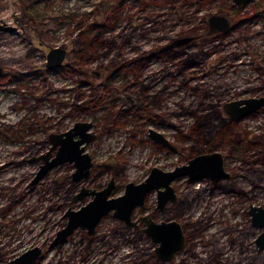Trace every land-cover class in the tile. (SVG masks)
Returning <instances> with one entry per match:
<instances>
[{
    "label": "rangeland",
    "instance_id": "374dc122",
    "mask_svg": "<svg viewBox=\"0 0 264 264\" xmlns=\"http://www.w3.org/2000/svg\"><path fill=\"white\" fill-rule=\"evenodd\" d=\"M46 2L30 10L22 0H0V24L15 27L0 29V264L34 245L42 251L31 264H264V251L257 252L253 242L258 228L249 224V199L241 205L242 195L231 187L264 203V106L240 120L224 109L229 100L264 94V0L239 5L232 0ZM47 12L52 27L32 21ZM213 13L227 15L232 26L210 33ZM86 26L98 35L80 57L78 34ZM188 34L197 37L183 51L160 50ZM54 46L68 50L58 68L47 66ZM93 81L97 88L113 85L112 95L105 92L109 87L93 88ZM195 112L206 114L201 124L212 134L237 128L262 136L252 147L236 140L208 141L227 153V166L236 171L223 187L180 176L173 181L180 202L161 211L154 189L135 208L134 217L150 212L187 224L188 242L171 260L155 253L156 243L146 232L112 211L94 233L78 227L50 246L66 225L67 209L92 198L73 199L83 185L100 189L114 175L112 195L122 194L128 181L143 180L152 166L172 169L197 153L194 141L184 137ZM77 121H90L88 131L96 134L86 142L94 161L90 176L74 180L76 166L66 161L32 183L43 155L51 150L53 157L59 149L52 148L50 134ZM149 127L176 148L157 146Z\"/></svg>",
    "mask_w": 264,
    "mask_h": 264
},
{
    "label": "water",
    "instance_id": "95a60500",
    "mask_svg": "<svg viewBox=\"0 0 264 264\" xmlns=\"http://www.w3.org/2000/svg\"><path fill=\"white\" fill-rule=\"evenodd\" d=\"M235 4H245L252 0H232ZM231 20L225 14L213 13L209 16V32L226 31L231 27ZM0 29L14 30L12 25L0 24ZM197 37L195 34L181 35L169 40L161 46L162 50L182 46ZM67 48L63 46L51 47L47 52V66L58 68L64 64L67 56ZM4 68L0 63V76ZM264 105V94L229 100L224 103V109L233 119L240 120L248 113L255 111ZM92 123L90 121H77L74 126L62 132H53L50 139L52 148L59 145V149L53 157L51 150L43 155L44 163L41 165L32 183L38 182L53 166L66 161H73L76 169L72 172L74 180H81L90 175L93 159L90 152L86 151V142L95 137V133L88 131ZM78 135V137H76ZM149 135L155 142L163 143L174 148L170 139L154 127L149 128ZM188 175L191 180L208 177L216 182L221 178L231 177V173L224 167V155L220 151L198 153L191 157L187 163L178 164L172 169H164L158 165L151 167L149 174L141 181L133 180L126 183L125 191L119 195H112L115 187V176H112L107 184L100 188L82 186L81 190L73 197L74 200H83L87 195L92 198L79 208L69 207L65 212L68 217L66 225L59 229L50 243L51 247L64 242L78 227L94 233L102 217L112 211L113 215L124 220L128 224L136 225L132 219V213L136 206L142 205L152 190L158 192V206L163 208L167 201H176L177 195L172 185L173 180L179 176ZM254 207V206H253ZM261 208L260 206H255ZM253 210V209H251ZM147 226L146 231L155 242H158L156 253L170 259L185 242V236L180 223L176 220L156 222L150 214L143 216ZM254 223L264 225V209L254 211ZM260 248L264 247V232L257 238ZM42 247L34 245L20 254L9 259L5 264H31L40 255Z\"/></svg>",
    "mask_w": 264,
    "mask_h": 264
},
{
    "label": "flooded vegetation",
    "instance_id": "af4514ba",
    "mask_svg": "<svg viewBox=\"0 0 264 264\" xmlns=\"http://www.w3.org/2000/svg\"><path fill=\"white\" fill-rule=\"evenodd\" d=\"M237 5H239V4H237ZM263 10H264V7H263ZM230 20H231V24L233 23V21H232V19L230 18ZM232 26V25H231ZM193 41V40H192ZM191 42V41H190ZM188 44V43H187ZM187 44H185V45H182V46H177V47H173V48H170L171 50H173V49H180L181 48V50L183 51V49L182 48H184V47H186V45ZM170 49H165V51L166 50H170ZM160 50H162L161 48H160ZM96 73H97V75L99 76V72H97V71H95ZM107 77V76H106ZM105 77V78H106ZM92 84H93V88H96V89H101L102 90V88H104V87H109V88H107V90H105V92H107V94H108V96L109 95H112V93H111V89H113V85H105V84H103V83H100V84H102V87H98L97 88V83H95V81H93L92 82ZM100 84H98V86L100 85ZM112 86V87H111ZM263 95V94H262ZM260 96V95H259ZM264 106V105H263ZM263 106H261V107H263ZM260 107V108H261ZM259 109V108H258ZM258 109H256V110H258ZM255 110V111H256ZM254 112V111H253ZM252 113V112H251ZM248 114H250V113H248ZM247 114V115H248ZM246 115V116H247ZM229 116V115H228ZM231 119H233L231 116H229ZM245 117V116H244ZM242 119V118H241ZM233 120H238V119H233ZM150 128V127H149ZM148 128V129H149ZM204 128H205V125H204ZM93 133H95V132H93ZM252 134V133H254V132H249V134ZM96 135V134H95ZM263 135H264V132H263ZM150 136V135H149ZM222 136V135H221ZM221 136H218L217 135V132L216 133H213L212 134V132H211V135L210 136H206L204 139H205V144H204V148L202 149V150H199V149H197V153H193V155L192 156H190L189 158H188V160L191 158V157H193L194 155H196V154H198V153H204V152H211V151H220V152H222L223 153V155H224V167H225V169L227 170V171H229L230 173H231V177H229V178H221L220 180H218V181H216V182H214V181H212L210 178H208V177H202V178H206L209 182H210V184H211V186H212V188L213 189H216V188H220V187H223L224 186V183H223V181H232L233 179H235V175H236V171L233 169V168H229L228 166H227V162H226V160H227V153H224V151H222L221 149H218L216 146H214V147H211V146H208L207 144H208V141L211 139V138H219L220 140L221 139H224V140H236V141H238V142H242L246 147H252V146H254L255 144V142H257V141H255V140H252V141H250V142H248V143H244L241 139H238V137H236V139L235 138H222ZM76 137H78V135H76ZM151 137V136H150ZM184 137L185 138H187V139H191V137H188V136H185V134H184ZM92 140V139H91ZM171 141V140H170ZM172 142V141H171ZM156 143V145L157 146H160V145H163V146H166V145H164L163 143H160V142H155ZM172 144L175 146L174 148H176V145L172 142ZM57 147V146H56ZM167 147H169V146H167ZM59 148V147H58ZM171 148V147H170ZM262 153H263V157H262V159L264 160V151H262ZM191 155V154H190ZM93 159V158H92ZM188 160H187V162H188ZM253 160H255V161H257V160H259V157H257V158H254ZM187 162H184V163H187ZM93 164H94V161H93ZM182 164V163H181ZM93 166V165H92ZM91 169H92V167H91ZM91 169H90V174H91ZM90 176V175H89ZM88 176V177H89ZM112 176H114V175H112ZM111 176V177H112ZM185 176V175H184ZM186 176H188V175H186ZM180 177V176H179ZM178 178V177H177ZM188 178L191 180V178L188 176ZM201 179V178H200ZM110 180V179H109ZM108 180V181H109ZM107 181V182H108ZM134 181V180H133ZM174 181V180H173ZM129 182V181H128ZM135 182H137V181H135ZM139 182V181H138ZM107 184V183H106ZM105 184V185H106ZM104 185V186H105ZM172 185H173V187H174V192H175V194L177 195V199H176V201H172V200H169V201H167L166 202V204L163 206V208H160L159 206H158V199H157V205H156V208L157 209H159V210H165V209H167V207H169L170 205H175V204H177L178 202H180V199H181V196H180V194H179V192H178V190L176 189V187L174 186V184H173V182H172ZM103 186V187H104ZM115 186H116V177H115ZM126 187V186H125ZM231 187L232 188H234L236 191H239V193L242 195L238 200H239V202H240V204L241 203H243L244 201H245V199H249V202H248V206H247V213L249 214V224H250V226L251 227H253V228H255V227H257L258 228V231L256 232V233H254V236H253V242H254V245H255V247L257 248V252H260V251H264V247L263 248H260V246H259V244L257 243V238H258V236L261 234V233H263L264 232V225H257V224H255L254 223V219H253V216H254V211H256V212H259L260 211V209H264V203H254V201H251L250 200V197H247V198H245L246 196H248V194H249V192L250 191H248V190H243V189H240L238 186H236V185H234V184H232L231 185ZM92 188H94V187H92ZM115 188V187H114ZM113 188V189H114ZM96 189H99V188H96ZM125 191V190H124ZM152 192V191H151ZM150 193H148V195H149ZM119 195V194H118ZM148 195H147V197H146V199H145V202L142 204V205H138V206H136V207H139V206H143L145 203H146V200H147V198H148ZM92 196V195H91ZM157 198H158V192H157ZM242 205V204H241ZM254 206V207H253ZM255 206H260L261 208H256ZM135 207V208H136ZM135 208H134V210H135ZM251 209H253V210H251ZM134 210H133V213H132V219L133 220H136V225H133V224H128V223H126L125 221V223L126 224H128V225H131V226H133V227H135V228H138V229H140V230H143L144 231V227H146L147 226V223H146V221H145V219L143 218V216H145L146 214H150L151 215V217L156 221V222H160L161 220H165V221H170V220H176V221H178L179 223H180V225H181V227H182V230H183V233H184V236H185V242H184V245L181 247V248H183L186 244H187V242H188V237H189V235L187 234V224H185L181 219H178V218H176V217H162V218H156V217H154V215L152 214V213H150V212H145V213H143V214H141V215H139V216H137V217H134L133 216V214H134ZM113 214V213H112ZM144 232H146V231H144ZM147 233V232H146ZM148 234V233H147ZM149 235V234H148ZM150 236V235H149ZM151 237V236H150ZM151 239H152V237H151ZM152 241L153 242H155L153 239H152ZM156 243V246H155V253H156V247L158 246V242H155ZM180 248V249H181ZM180 249H178V250H180ZM178 250L176 251V253L178 252ZM176 253L170 258V259H166V260H171L175 255H176ZM157 254V253H156ZM158 255V254H157ZM159 256V255H158ZM160 257V256H159ZM254 257H255V254H254ZM162 258V257H161ZM164 259V258H163Z\"/></svg>",
    "mask_w": 264,
    "mask_h": 264
},
{
    "label": "trees",
    "instance_id": "16d2710c",
    "mask_svg": "<svg viewBox=\"0 0 264 264\" xmlns=\"http://www.w3.org/2000/svg\"><path fill=\"white\" fill-rule=\"evenodd\" d=\"M22 1L24 5L31 10V8L34 5L40 2L45 4V2L48 0H22ZM199 1L201 2L205 0H199ZM263 7H264V4L261 5V9ZM45 8L47 9L48 7L46 6ZM51 15L52 14L50 12H47L42 15H34L32 17V21L35 24L40 25L43 29H47V28L52 27L55 24V21L52 20L53 17ZM106 20H108V18ZM94 31L95 30H92V28H90L89 26L83 27L80 30L78 34V38H79L78 54H80V57H84V54L87 52L88 49H90L91 45L96 41L98 32L96 33ZM182 49H185V47ZM3 75H1V77ZM195 115H196L195 122L193 123V125H191V127L189 128V131L185 134V136L191 137V139L194 141V147L196 149L202 150L205 144L204 138L206 136H210L212 131L210 132L206 131L204 128V125L201 124V120H202L201 117H203L206 114L195 112ZM216 132L218 136L222 135L221 136L222 138H235L236 139V137L240 134L239 136L241 137H239L238 139H241L245 144L252 140H259L261 139V136H262L260 133H256V132L252 133L253 135L251 133L247 134L246 132L244 133L242 130L237 129V128H235L234 131H230L224 128L223 130L214 131V133Z\"/></svg>",
    "mask_w": 264,
    "mask_h": 264
}]
</instances>
